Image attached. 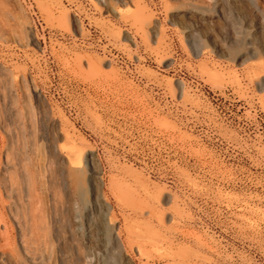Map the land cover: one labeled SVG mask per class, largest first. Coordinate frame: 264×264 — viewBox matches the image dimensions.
<instances>
[{
  "label": "rangeland",
  "instance_id": "rangeland-1",
  "mask_svg": "<svg viewBox=\"0 0 264 264\" xmlns=\"http://www.w3.org/2000/svg\"><path fill=\"white\" fill-rule=\"evenodd\" d=\"M0 264H264V0H0Z\"/></svg>",
  "mask_w": 264,
  "mask_h": 264
},
{
  "label": "bare ground",
  "instance_id": "bare-ground-1",
  "mask_svg": "<svg viewBox=\"0 0 264 264\" xmlns=\"http://www.w3.org/2000/svg\"><path fill=\"white\" fill-rule=\"evenodd\" d=\"M30 134V133H29ZM36 133L35 132H32L30 135L31 136H36L35 135ZM32 138V137H31ZM36 138V137H35ZM34 139V138H33ZM35 141H36V139H35ZM34 144V143H33ZM38 144V143H37ZM44 145V144H43ZM34 146V147H33ZM32 146V149H33V152L34 153H37V152H39L40 150H42V148L40 147V145H33ZM28 147V146H27ZM52 148H53V146H52ZM29 149V148H28ZM53 150V149H52ZM52 150H46V152L49 154V155H52L51 153H50V151L54 154V152L52 151ZM55 150V149H54ZM57 150V149H56ZM42 153H44V152H42ZM55 155V154H54ZM53 156V155H52ZM64 158H65V156H64ZM55 159V158H54ZM58 159H60V158H58ZM28 181H29V185H32L33 184V177H32V174L31 173H29L28 174ZM33 186H31L30 188H32ZM34 189V188H33ZM32 190V189H31ZM9 232V231H8Z\"/></svg>",
  "mask_w": 264,
  "mask_h": 264
}]
</instances>
